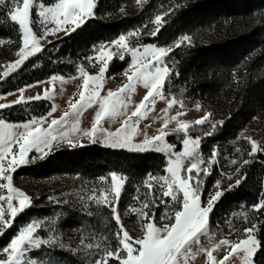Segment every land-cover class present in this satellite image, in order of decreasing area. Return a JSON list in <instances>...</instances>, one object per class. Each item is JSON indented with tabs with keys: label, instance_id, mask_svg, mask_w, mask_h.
Listing matches in <instances>:
<instances>
[{
	"label": "rangeland",
	"instance_id": "374dc122",
	"mask_svg": "<svg viewBox=\"0 0 264 264\" xmlns=\"http://www.w3.org/2000/svg\"><path fill=\"white\" fill-rule=\"evenodd\" d=\"M178 1L179 0H127V2L121 3L113 8L115 11L114 14L102 12L101 16L95 12L97 7L96 4L94 16L92 18L99 16L101 20L111 21L129 19L127 22L123 21L127 24L124 31L112 41L91 46L85 53L79 50L75 52H71V50L62 52L64 62L67 63V65H72L74 68V73L72 75L63 76L54 74L47 78L21 85L19 81H17V76L26 68L31 60L42 54L45 48L51 43L73 34L92 18L87 19L86 22L75 31H60L55 35H49L46 39L41 40L43 50L40 53L30 57L18 70L10 73L8 77L0 76V104L12 105L11 107L0 109V119H3L6 123L21 124L34 117H45L46 114L55 107L56 111L52 112V115L48 116L45 123L42 125L43 127H47L51 119H58L65 111L69 110L70 101L74 102L75 99L79 98L78 94L83 82V77L79 72L80 68H83L84 71L90 75H98L101 62L97 60V56L102 47L104 51L113 54L114 58L119 57V54L123 52L122 49H118L117 46L112 43L118 40L120 35H125L127 37V44L129 47H131V43L133 42H138L145 37H153L152 33L157 29V25L154 23L156 16H161V25L163 26L167 16H170L175 10L174 8ZM39 2L40 0H36L37 4ZM43 2L50 6L55 0H43ZM7 7V5L4 6L5 9ZM35 11L36 9L34 8L32 18L34 21H37L38 18L35 15ZM31 26L37 34H39L43 28V25L39 23H33ZM47 26L53 27L50 24ZM183 37L184 36L176 39L172 45L165 46L164 48L175 49L178 43L180 46L189 43V41L183 40ZM144 46L145 45H138L135 48L138 49L139 53H143ZM19 47V42L8 43L4 41V43L0 44V73L5 71L4 66L6 64L18 59L15 53L18 51ZM58 48L59 47L56 46L53 48V54L52 56H48L47 60L53 59L55 55L58 54ZM123 54L124 56L128 55L130 57L131 64V54L128 52H124ZM166 57L167 56L163 57V61L160 65L161 67H166ZM149 60H152L150 55L144 56L141 62L147 63ZM52 61L55 62L54 60ZM153 64H155L154 60ZM128 69L129 66L117 77L107 76L106 70L101 81V96L107 95L109 90L115 92L123 87L128 82L127 76L124 74ZM128 74H130V71ZM52 76H56L58 79L52 81ZM37 81L41 83L36 84L35 82ZM15 82L17 83L15 84ZM25 85H31V87H25ZM20 89H24L23 96L25 97V102L13 104V102L18 100L21 96ZM146 93L147 89H145L141 83H137L132 92L125 90L121 93V97L127 104V108L122 109L123 114L120 116L115 118L105 117L99 125V128L103 129V131H97L94 138H89L83 133L90 130L95 112L99 110V105L94 104L92 107L82 109L78 114H70L66 118L65 123L54 126L53 132L58 139L53 141V146L49 149H45L43 154L33 151L30 156L34 158L30 159L27 165L18 168L12 173L13 187L24 192L30 198L31 204L13 218L9 214L7 202L0 201V209H3V221H0V260L7 258V254L2 251L3 248L6 247L11 239L29 223L40 225L36 233H34V239H40L44 241V243L39 249L34 248L30 251L28 256L22 258L21 264H94V261L103 255V249L106 246L110 245L114 249L118 243L116 239L118 226L112 219L110 208L106 205H98L95 202L96 199L100 197L101 192H104L109 199L112 198L111 177L113 173L124 181L121 196L118 201V214L120 215L124 228L131 237L134 239L142 237V219L144 222H147V219L150 217L159 227H163L165 223H170L174 220V212L179 208V205L171 201V198H163L164 203H161L163 181L150 180V177L144 180L143 187L139 186V183L135 184L133 191L122 198L123 194L126 193V178L121 173L110 172L104 176L94 177L82 176L77 172H59L47 177H31L17 173L21 168L42 161L46 156L55 151L98 144L115 150L158 153L164 157L166 166L162 175H156L154 177L159 178L161 176H167V161L169 159H175V154L183 151V141L181 142L179 150H176V146L174 145L172 152H157L155 149L159 146V142L155 141L151 147L139 151L133 148H114L104 139L105 132H115L121 127V122L130 116L136 106L142 102ZM161 93V96L150 97L148 101L144 102L145 107L141 109L144 114L142 117H132L131 123L137 128V134L132 140L134 145L143 144L145 139H152L160 135L161 131L167 134L164 143L173 145L166 140L167 136L175 134L187 135L184 131L178 130V122H186L190 127L196 124L198 119H202L206 115L208 118L204 123L212 122L214 111L212 107H204L199 103L192 107H184L181 101L168 98L163 93L162 89ZM36 95H40L41 99H27L29 97H35ZM172 100H175V103L169 107V101ZM177 113H181V115L177 116ZM173 116H177V119L173 120ZM166 120L168 121L167 126H165ZM263 122L264 121L260 118L255 119L249 126L240 131L236 139L230 142L233 152H227V148L221 151L223 160L226 162L227 158H230L227 160L229 164L232 160L231 157L240 152L242 153V151L244 152L246 147L249 148L250 152L251 145L247 140L248 137H251L259 144ZM74 125L78 126L75 131L73 130ZM14 130L19 132L22 128H16ZM64 133L68 134L66 138H63ZM187 137L191 140H196L189 136ZM69 140H71L72 143H68ZM237 149H241L242 151H237ZM216 158L213 164L217 163ZM212 159V155L210 158L204 157L200 151L199 143V146L196 147L192 156L182 157L183 167L181 169V175L187 176V168L190 167L192 163H199V169L201 170L200 174L203 173L202 170L204 168H211L212 164L210 165L209 161ZM247 159L248 158H246L245 161H247ZM230 163H232V161ZM194 175H196L195 170ZM101 177L104 179L102 180ZM226 177L227 180L228 177L230 180L220 181L219 188H216L214 184L208 189L206 195H201V206H207L208 199L211 195H214L215 191L219 190L223 193L231 188L232 183L235 182V178L233 175H227ZM145 181L151 183V194H149V189ZM6 182L7 181L0 180V183ZM0 195L7 196V190L0 189ZM178 195L182 198V194ZM137 197H139V199H136ZM145 202H148L150 207L143 208ZM12 203L14 207H19L17 199H14ZM113 203H115V201H113ZM141 209L148 214L147 217L137 215ZM162 217H164V219H161ZM8 223H11L12 226L5 227ZM256 232L257 230L254 228L253 233L255 236ZM222 240L237 241L239 239L237 235L232 234L225 235L223 238H217L209 230L208 224L206 229L198 234V238L188 246L186 255H182L178 258V264H209L207 258L208 250L212 251L214 257L212 264H217V262L223 260L228 251L227 246L220 244ZM88 245H91V248H89ZM98 245L99 248L97 247ZM217 245H219V247H217ZM243 255V253L234 254L229 257L227 264H245ZM111 264H118V262L113 260Z\"/></svg>",
	"mask_w": 264,
	"mask_h": 264
},
{
	"label": "trees",
	"instance_id": "16d2710c",
	"mask_svg": "<svg viewBox=\"0 0 264 264\" xmlns=\"http://www.w3.org/2000/svg\"><path fill=\"white\" fill-rule=\"evenodd\" d=\"M124 2L127 0H98L95 12L100 16L102 12L114 14L113 8ZM174 9L157 36L133 42L131 47H165L182 36L191 38L165 58L170 73L162 91L168 98L181 101L184 107L199 103L213 108L212 122L193 124L186 132L192 139L199 138L205 158H210L214 149L218 153L217 163L209 168L211 174H200L202 194L206 195L216 181H229L227 175L235 178L215 204L209 230L217 238L232 234L242 239L246 237L244 230L255 226L260 248L254 264H264V210L254 208L264 200V150L250 156L248 147L244 152L239 149L242 153L233 155L229 164L230 158L225 162L221 154L226 148L227 152L232 151L230 142L251 122L258 118L264 121V0H179ZM128 20H101L99 16L88 20L73 34L47 46L18 74L17 81L23 85L54 74L72 75L74 68L64 62L62 52L85 53L93 45L112 41L124 31ZM0 39L8 43L20 40L18 26L8 20L3 10ZM55 46L59 47L58 54L47 60ZM129 65L128 55L123 61L114 57L106 75L117 77ZM261 130L259 144L264 147V122ZM185 136L170 135L166 140L179 150ZM165 166L164 157L155 152H130L91 144L55 151L17 173L31 177L59 172H77L86 177L121 173L126 178L123 198L133 191L135 184L143 187L146 178L162 175ZM237 180L241 182L237 184Z\"/></svg>",
	"mask_w": 264,
	"mask_h": 264
},
{
	"label": "snow or ice",
	"instance_id": "6c2138e0",
	"mask_svg": "<svg viewBox=\"0 0 264 264\" xmlns=\"http://www.w3.org/2000/svg\"><path fill=\"white\" fill-rule=\"evenodd\" d=\"M96 4L97 0H55L50 6L46 5L43 0H40L38 4L36 0H0V10L5 11L8 20L13 25L18 26L20 35V47L15 53L18 59L6 64L4 66L5 71L0 73V76L8 77L10 73L18 70L30 57L40 53L43 50L41 40L46 39L49 35H55L60 31H75L81 27L87 19L94 16ZM5 5L8 6L6 9L4 8ZM34 8L36 9L35 15L38 18L37 21H34L32 18ZM161 19L159 15L155 18L154 23L157 25V29L152 33L153 37L159 34L162 27ZM33 23L43 25L42 31L39 34L33 30L31 26ZM49 24L53 27H48L47 25ZM182 39L189 42L191 40L188 36H184ZM2 43L4 41L0 39V44ZM112 43L118 49L123 50L119 54L120 60L123 61L125 59L124 52L131 54V64L129 65V69L124 73L127 76L128 82L118 91L109 90L107 95L101 96V81L109 66V61L113 59V54L104 51L102 47L97 56V60L101 62L99 74L90 75L83 68L79 69L80 75L83 77V82L80 86L81 90L78 94L79 98L75 99L74 102L70 101L69 110L65 111L58 119H51L47 127H43L42 125L45 123L46 118L56 111L55 107L45 117H34L21 124L6 123L3 119H0V180L7 181L6 183H0V189L7 190V196L0 195V201L7 202L11 217L15 218L18 213L25 210L31 204L30 198L24 192L13 187L12 173L18 168L27 165L30 159L34 158L30 156L33 151L43 154L45 149L53 146V141L58 139L53 132L54 126L65 123L66 118L70 114H78L82 109L98 104L99 110L95 112L90 130L83 133L89 138H94L97 131H103V129L99 128V125L105 117L115 118L123 114L122 109L127 108V104L122 99L121 93L125 90L132 92L137 83H141L147 89L142 102L136 106L135 110L131 112L126 120L121 122L120 128L115 132H105L104 139L114 148H133L143 151L145 148L151 147L155 141L159 142V146L155 149L157 152L173 151L174 145L164 143L167 134L163 131L152 139H145L143 144L134 145L132 140L137 134V128L131 123L132 117H142L144 115L141 109L145 107V101H148L150 97L162 95L161 89L166 77L169 76L170 70L168 67H161L160 65L163 57L167 56L173 49L148 44L144 46L143 53H139L137 48L129 47L125 35H120L119 39ZM178 46H180L179 43L177 44ZM148 55L152 57V60L142 63V58ZM153 60L155 64H153ZM129 71L130 74H128ZM56 79H58L56 76H52L51 78L52 81ZM35 83L39 84L41 82L37 81ZM25 87H31V85H25ZM23 91L24 89H20L21 96L13 104L25 102ZM27 99L39 100L41 96L36 95ZM173 103H175V100L169 101L168 106L171 107ZM11 106L0 104V109ZM179 115L181 113H177V116ZM177 116H173L172 119L176 120ZM207 118L206 115L204 118L198 119L196 124H203ZM167 123L168 121L166 120L165 126H167ZM178 124V130L186 133L189 124L186 122H178ZM16 128H22V130L17 132L14 130ZM77 128V125L73 126L74 131ZM67 135V133H64L63 138H66ZM247 140L251 145L248 155L252 156L264 150V147L251 137H248ZM68 143H72V141L69 140ZM199 143V138L191 140L186 135L183 139V151L176 153L175 159L167 161L166 172L168 175L159 178L150 176V180L163 181L161 203H164L163 198H171V201L178 204L179 208L174 212V220L170 223H165L163 227L157 226L150 217L147 219V222H144L142 219V237L134 239L122 224L120 215L118 214V201L124 181L115 173L112 174V198L109 199L104 192H101L100 197L95 202L98 205H106L110 208L112 219L118 226V231L116 232L118 243L114 249L110 245L106 246L103 249V255L96 259L94 264H111L113 260L117 261L118 264H178V258L186 255L188 246L198 238V234L206 229L215 204L224 195V193L217 190L208 199L207 206H201L203 181L200 178L201 170L199 169V163H192L187 168V176L181 175L183 167L182 157L192 156ZM217 155L218 153L214 149L212 153L213 159L209 161L210 165L215 163ZM244 163L247 164L249 161H244ZM194 170L196 175H193ZM202 171L205 177L211 174L209 168H204ZM101 179L103 180L104 178L101 177ZM240 182V180H237V184ZM145 184L149 189V194H151V183L145 181ZM219 185L220 181H216L215 187L219 188ZM178 194H182V198ZM14 199L18 200L19 207L13 206L12 202ZM136 199H139V197ZM148 207H150V204L145 202L143 208ZM254 208L257 211L264 210V200L254 205ZM137 215L147 217L148 214L141 209ZM161 219H164V217ZM0 221H3V209H0ZM11 226V223L5 225V227ZM39 227V224L34 223H29L26 227H23L11 239L10 243L3 248L2 251L7 254V258L0 260V264H21L22 258L28 256L31 250L34 248L39 249L44 243L40 239H34V233H36ZM254 227L244 230L246 238L237 241L222 240L220 244L227 246L228 251L223 260L217 262V264H227L229 257L237 253L244 254L243 259L245 264H254V255L260 248V241L253 233ZM88 247L91 248V245H88ZM97 247L99 248V245ZM207 258L209 264H212L214 260L212 251H207Z\"/></svg>",
	"mask_w": 264,
	"mask_h": 264
},
{
	"label": "crops",
	"instance_id": "0c3cea01",
	"mask_svg": "<svg viewBox=\"0 0 264 264\" xmlns=\"http://www.w3.org/2000/svg\"><path fill=\"white\" fill-rule=\"evenodd\" d=\"M93 122V121H92ZM92 124V123H91Z\"/></svg>",
	"mask_w": 264,
	"mask_h": 264
}]
</instances>
